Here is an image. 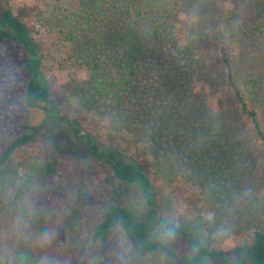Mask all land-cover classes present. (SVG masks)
I'll list each match as a JSON object with an SVG mask.
<instances>
[{
    "label": "trees",
    "instance_id": "obj_1",
    "mask_svg": "<svg viewBox=\"0 0 264 264\" xmlns=\"http://www.w3.org/2000/svg\"><path fill=\"white\" fill-rule=\"evenodd\" d=\"M188 2L32 0L27 8L14 10L9 0H0V44L12 42L21 49L27 75L24 104L46 115L39 124L22 125L23 133L0 153V264H68L73 256L71 246L57 245L51 221L74 233L83 207L64 204L52 210L31 203L46 192L48 181L58 170L57 159L28 151L48 122L72 126L73 135L87 145L90 156L107 165L106 183L111 187L137 186L146 204V216L141 219L130 207L112 200L91 231L93 243L121 233L141 256L165 254L182 264H264V231L260 229L253 232L250 242L233 247L229 253L195 238L186 225L162 216V193L153 188L147 168L139 160L118 159L101 150L74 118L60 111L43 72L45 56L38 38L48 35L61 60L84 75L88 92L126 105L136 119L153 123V115L142 105L151 99V86L157 83L158 94L164 90L183 95L190 82L203 76L199 74L202 43L211 34H218L203 25V20L193 21L191 15L181 14L182 3ZM223 13L231 14L225 10ZM240 32L229 38L243 42L248 51L246 60L253 57L248 42L263 52L264 16ZM215 40L234 94V107L252 126L264 151V60L256 69L248 65L233 67L229 61L240 58V52L233 48L229 54L224 40ZM220 108L219 104L218 116L208 119L212 127L210 140L215 154L221 156L215 172L219 179H228L227 174H240L234 180L245 179L254 160L248 147L232 140V130L226 126ZM178 241L185 242L188 252H176Z\"/></svg>",
    "mask_w": 264,
    "mask_h": 264
},
{
    "label": "rangeland",
    "instance_id": "obj_2",
    "mask_svg": "<svg viewBox=\"0 0 264 264\" xmlns=\"http://www.w3.org/2000/svg\"><path fill=\"white\" fill-rule=\"evenodd\" d=\"M197 1L199 4L195 0L182 3L181 14L191 15L193 21L203 20V25L218 32L202 43L199 74L203 76L190 82L183 95L164 90L158 94L157 83L153 84L151 99L142 104L153 115V123L136 119L126 105L88 92L84 75L61 60L52 37L41 35L38 39L45 56L43 72L60 111L74 118L101 150L118 159L139 160L147 168L153 188L162 193V216L186 225L192 236L211 247L230 253L233 247L250 242L255 230L264 231V151L252 126L234 107L215 37L224 40L229 54L233 48L240 52V58L230 59L231 66L258 68L264 60V44L259 52L248 42L253 57L246 60L248 51L243 42L229 37L263 18L264 0ZM9 3L18 10L27 8L32 0ZM223 10L231 14L225 16ZM26 83L21 49L12 42L0 44V153L23 133L22 125H36L46 118L42 110L25 106ZM219 104L232 140L248 147L254 160L245 179L234 180L240 174L219 179L215 172L221 156L215 154L210 140L208 119L220 114ZM28 151L58 160L57 173L48 181L46 192L31 203L52 210L64 204L83 207L74 233L51 221L59 248H73L68 264H182L165 254L138 255L121 233L110 240L92 242L91 231L112 200L130 207L141 219H145L147 207L137 186L111 187L106 183L107 165L90 156L87 145L73 135L72 126L48 122ZM176 249L177 253L188 252L184 241H178Z\"/></svg>",
    "mask_w": 264,
    "mask_h": 264
}]
</instances>
